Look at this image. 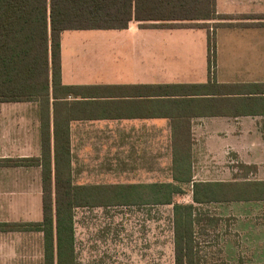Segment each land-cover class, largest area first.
<instances>
[{"label":"crops","instance_id":"0c3cea01","mask_svg":"<svg viewBox=\"0 0 264 264\" xmlns=\"http://www.w3.org/2000/svg\"><path fill=\"white\" fill-rule=\"evenodd\" d=\"M216 9L236 17L209 22V28H141L133 21L122 31L64 32L61 84L51 86L49 103L0 102V224L43 220L42 167L14 162L41 157L47 116L52 137L55 120L69 123L73 186L138 187V204L74 210L75 264H158L159 231L151 211L142 215L147 225L90 228L86 239L95 241L98 232L105 241L96 252L81 243L80 209L102 210L108 219L114 208L170 207L174 259L173 206L193 203L192 184L174 177L175 153L179 174L190 169L192 183L235 181L240 165L255 166V180L264 181V0H216ZM220 22L234 26L213 27ZM249 23L254 25L242 26ZM164 184L189 191L191 201H175L184 193L172 205L156 204L157 186ZM245 203L253 205L207 208L230 207L209 216L237 220L234 232L247 245L258 244L264 223L251 222L264 202ZM216 228L209 231L218 246ZM115 230L121 238L111 244ZM0 264H45L43 232L0 231Z\"/></svg>","mask_w":264,"mask_h":264},{"label":"trees","instance_id":"16d2710c","mask_svg":"<svg viewBox=\"0 0 264 264\" xmlns=\"http://www.w3.org/2000/svg\"><path fill=\"white\" fill-rule=\"evenodd\" d=\"M236 16L217 13L216 0H0V102L42 100L61 84V37L67 31L127 30L133 21L141 28H209V22ZM255 19L257 15H239ZM261 17V16H259ZM254 25L253 23L242 26ZM214 23L213 27H230ZM210 50L214 36L208 32ZM214 53H209V59ZM68 122L43 119L39 159L22 164L42 167L40 223L0 224V231H40L44 234L45 264H75L74 210L138 204L136 186H73ZM177 180L192 184L193 203L173 206L175 264H200L197 226L218 227L222 218L210 217L204 207L237 202H264V181L250 178L255 166L240 165L235 181L193 182L191 170ZM4 164V163H3ZM181 187L157 186L158 205H172Z\"/></svg>","mask_w":264,"mask_h":264},{"label":"rangeland","instance_id":"374dc122","mask_svg":"<svg viewBox=\"0 0 264 264\" xmlns=\"http://www.w3.org/2000/svg\"><path fill=\"white\" fill-rule=\"evenodd\" d=\"M106 30H88V31H73L68 32L66 35H84L87 33H100L105 32ZM237 166V165H235ZM239 170H237V173ZM250 178H257L256 176L251 175ZM186 195L176 197L175 201L185 203L186 201H191L190 192L186 191ZM238 208H251L253 204L246 203H236ZM207 212H221L222 214L228 213L231 209L230 207L218 208L214 210V207L203 208ZM151 211L152 224L157 225L158 227V253L157 260L158 264H174L173 259V248L170 245V229L172 228V210L170 207H158V208H114L110 210L109 217L104 216L100 210L95 212H90L87 209H80L76 211L77 217V226L82 230L80 237L81 243L90 244L91 248H95L96 252H101L102 248L105 247V241L101 238V234L97 232L95 236V241L91 239H86L89 236V229H100V227L107 228H119L124 227L126 225H147L148 222L145 223L143 220V213ZM124 211H131L128 214L132 216H125ZM204 211V210H203ZM262 211V212H261ZM264 210H260L256 213V216L252 219L253 225L260 227L262 223H264ZM240 213V211L238 210ZM237 213V215H242ZM263 215V216H262ZM244 217V216H243ZM154 219L156 221H154ZM237 223V220L233 218H225L219 226V235L221 237L220 244L217 246L212 243L213 241V232L211 226L207 224H201L202 226H197L196 228V237L198 242V258L200 259V264H264V249L262 246L264 245V239L262 237L257 238L258 244L254 242L246 244L243 241V237L240 233L234 232V224ZM216 228V229H217ZM99 231V230H98ZM110 234V238H108V242L111 244L117 242L121 237L120 233ZM120 232V231H119ZM115 240V241H114ZM201 241V244H199ZM92 244L94 246H92ZM257 245V246H256Z\"/></svg>","mask_w":264,"mask_h":264}]
</instances>
